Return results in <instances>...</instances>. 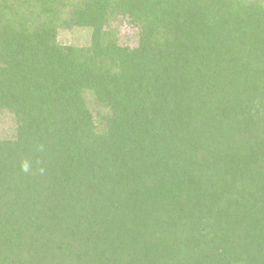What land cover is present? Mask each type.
Returning a JSON list of instances; mask_svg holds the SVG:
<instances>
[{"label": "trees", "instance_id": "1", "mask_svg": "<svg viewBox=\"0 0 264 264\" xmlns=\"http://www.w3.org/2000/svg\"><path fill=\"white\" fill-rule=\"evenodd\" d=\"M0 264H264V0H0Z\"/></svg>", "mask_w": 264, "mask_h": 264}, {"label": "clouds", "instance_id": "2", "mask_svg": "<svg viewBox=\"0 0 264 264\" xmlns=\"http://www.w3.org/2000/svg\"><path fill=\"white\" fill-rule=\"evenodd\" d=\"M37 150L41 151V152L44 151V146L43 145H39L37 147ZM20 167H21V171L23 173L28 174L32 170V162L29 159L25 158L24 160L21 161ZM38 172H39V174L43 175L44 172H45V169L41 167V168L38 169Z\"/></svg>", "mask_w": 264, "mask_h": 264}, {"label": "rangeland", "instance_id": "3", "mask_svg": "<svg viewBox=\"0 0 264 264\" xmlns=\"http://www.w3.org/2000/svg\"><path fill=\"white\" fill-rule=\"evenodd\" d=\"M124 29L122 30L123 31V35H127V34H133L136 30H130V29H128L127 27H123ZM64 37H66V35H64ZM80 38V40L78 41L80 44H84L88 39V35L87 34H85V33H83L82 34V36H80L79 37ZM73 39H74V41H72V39L70 40V39H68L69 40V43H73V42H75V37H73ZM124 39V38H123ZM8 124V122L6 121V126H8L7 125Z\"/></svg>", "mask_w": 264, "mask_h": 264}]
</instances>
